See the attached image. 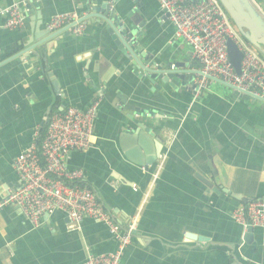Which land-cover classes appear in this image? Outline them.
I'll list each match as a JSON object with an SVG mask.
<instances>
[{
    "label": "crops",
    "instance_id": "obj_1",
    "mask_svg": "<svg viewBox=\"0 0 264 264\" xmlns=\"http://www.w3.org/2000/svg\"><path fill=\"white\" fill-rule=\"evenodd\" d=\"M110 1L0 0V8L18 3L25 17L11 30L0 14V205L21 187L15 158L49 118L98 100L92 146L71 152L66 166L83 173L119 224L135 222L122 264H264V230L246 239L230 215L242 199L264 201V102L236 99L216 81L197 97L189 82L158 88L134 72L98 17L82 34L43 41L54 14L85 18ZM251 1L264 16V0ZM113 8L142 16L146 47L161 60L194 57L158 0H115ZM71 224L55 211L34 226L18 205L0 206V264H82L117 249L106 224Z\"/></svg>",
    "mask_w": 264,
    "mask_h": 264
},
{
    "label": "built area",
    "instance_id": "obj_2",
    "mask_svg": "<svg viewBox=\"0 0 264 264\" xmlns=\"http://www.w3.org/2000/svg\"><path fill=\"white\" fill-rule=\"evenodd\" d=\"M115 0L110 1L113 8ZM162 11L175 27L176 36L192 47L204 76L198 74L195 96L203 92L213 76L242 91L264 98V55L249 43L232 22L220 0H158ZM8 29H20L25 17L18 3L0 8ZM83 15L76 11L56 13L47 24L51 32L66 29L82 34ZM232 40L243 53L241 73L229 61L227 42ZM100 102L86 109L68 106L55 112L48 120L45 134L38 133L35 141L14 160L21 187L11 192L0 205L14 203L21 207L26 219L34 226L43 216L55 211L69 215L71 229H80L86 218L106 224L118 243L115 251L89 254L82 264H122L126 248L132 244L135 222L122 226L103 205L98 193L84 184L81 171H70L68 155L92 146L95 121ZM231 217L245 229L248 226L264 230V201L252 199L230 211Z\"/></svg>",
    "mask_w": 264,
    "mask_h": 264
},
{
    "label": "water",
    "instance_id": "obj_3",
    "mask_svg": "<svg viewBox=\"0 0 264 264\" xmlns=\"http://www.w3.org/2000/svg\"><path fill=\"white\" fill-rule=\"evenodd\" d=\"M220 2L242 36L264 55V16L255 7L252 1L220 0ZM94 17H98L99 21L112 34L125 59L129 61L134 72L138 74L140 78H145L153 84L159 82L160 84L157 86L158 88L162 85L176 88L180 85L185 86L189 82L190 90L195 93L197 88V85L195 84L196 76L198 74L204 76V73L199 69L200 66L198 61L194 57H189L180 61H164L161 60L157 53H153L147 49L146 41L144 39L145 36L141 30L144 26V21L138 12L132 11V14L119 15L114 8L111 10L109 3H103L100 6H96L92 13L83 19H92ZM67 32L66 29L54 33L48 31V35H46L47 37H44L46 39L43 41L48 42L52 38L58 37L63 33L67 34ZM32 49L33 48L23 50L17 53L15 57H22ZM227 51L231 65L236 73L240 74L243 59L242 51L238 49L232 40L227 42ZM206 77L211 82L216 81L228 87L231 90L233 97L236 99L245 101L250 100L253 103L264 102V98L242 91L222 79L207 75ZM134 111H138V109H135ZM138 112H142L143 114L147 113L146 111L141 110ZM141 125L144 128V125ZM145 130L151 132L148 128ZM159 143L162 142L159 141ZM242 200L245 203L247 202V199ZM247 230L248 236L246 239H248V237L252 238L251 236L254 227L248 226ZM187 237L192 239L195 238L192 234L187 235ZM196 239H200V237L197 236Z\"/></svg>",
    "mask_w": 264,
    "mask_h": 264
},
{
    "label": "rangeland",
    "instance_id": "obj_4",
    "mask_svg": "<svg viewBox=\"0 0 264 264\" xmlns=\"http://www.w3.org/2000/svg\"><path fill=\"white\" fill-rule=\"evenodd\" d=\"M197 77V76H196ZM195 80H196V78H195ZM210 81V80H209Z\"/></svg>",
    "mask_w": 264,
    "mask_h": 264
}]
</instances>
